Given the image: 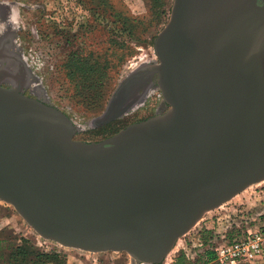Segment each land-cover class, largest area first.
Listing matches in <instances>:
<instances>
[{
	"label": "water",
	"instance_id": "obj_1",
	"mask_svg": "<svg viewBox=\"0 0 264 264\" xmlns=\"http://www.w3.org/2000/svg\"><path fill=\"white\" fill-rule=\"evenodd\" d=\"M154 49L94 124L154 80L168 110L101 142L76 141L73 119L3 87L0 70V201L42 239L164 264L207 213L264 181V4L174 0Z\"/></svg>",
	"mask_w": 264,
	"mask_h": 264
},
{
	"label": "rangeland",
	"instance_id": "obj_2",
	"mask_svg": "<svg viewBox=\"0 0 264 264\" xmlns=\"http://www.w3.org/2000/svg\"><path fill=\"white\" fill-rule=\"evenodd\" d=\"M18 1L22 4L18 26L23 30L15 52L38 83L47 103L63 111L81 128L76 141H104L130 124L168 110V107L164 112L160 110L165 102L156 83L137 108L109 124L100 127L94 124L105 114L130 73L158 62L154 44L170 20L174 0ZM0 213L7 214L9 220L5 224L15 228L17 244L23 240L39 253L58 257V263L45 264H91L89 254L42 239L3 201ZM263 223L264 181L207 213L181 238L164 264H173L183 245L190 252L189 261L195 263L199 259L196 255L204 250L206 238L218 235L221 240L232 228L243 229L250 224L256 230ZM103 259L108 264H132L126 253L109 252Z\"/></svg>",
	"mask_w": 264,
	"mask_h": 264
},
{
	"label": "flooded vegetation",
	"instance_id": "obj_3",
	"mask_svg": "<svg viewBox=\"0 0 264 264\" xmlns=\"http://www.w3.org/2000/svg\"><path fill=\"white\" fill-rule=\"evenodd\" d=\"M258 3L264 4L263 0H258ZM21 5L18 0H0V25H4L0 29V70L6 74L2 86L7 89L20 88L25 96L46 103L43 91L39 89L38 83L33 80L30 71L21 62L20 55L15 52V44L23 28L18 24L10 23L9 16L11 10L15 8L18 10L20 18ZM154 84H156V80L153 81L147 93H150ZM142 92L140 91V93ZM167 107L168 105L163 103L160 108L161 112H164Z\"/></svg>",
	"mask_w": 264,
	"mask_h": 264
},
{
	"label": "built area",
	"instance_id": "obj_4",
	"mask_svg": "<svg viewBox=\"0 0 264 264\" xmlns=\"http://www.w3.org/2000/svg\"><path fill=\"white\" fill-rule=\"evenodd\" d=\"M219 239L216 235L211 240L218 264H258L264 261V223L256 230L247 224L240 230L238 236L232 239L222 236L221 240ZM183 250L189 257L190 252L187 251L185 245H183ZM87 254L92 257L91 264H108V261L102 257L106 253Z\"/></svg>",
	"mask_w": 264,
	"mask_h": 264
},
{
	"label": "trees",
	"instance_id": "obj_5",
	"mask_svg": "<svg viewBox=\"0 0 264 264\" xmlns=\"http://www.w3.org/2000/svg\"><path fill=\"white\" fill-rule=\"evenodd\" d=\"M78 61L79 60H77V62ZM83 68L84 67L82 66L80 69ZM240 230L241 229L238 227L234 229L232 228L231 231H228L229 233L227 232V237L232 239L233 237L238 236ZM212 239V236L206 238L204 250L196 255L199 259L195 263L189 261V257L182 249L180 255L173 264H209L212 261L216 262V253L211 244ZM6 241V250L0 254V260L4 261V264H45L53 261L58 263V257L56 255L39 253L38 251L31 249L29 243L26 241L22 240L20 244H17L16 234H12ZM103 256L104 255H102V257Z\"/></svg>",
	"mask_w": 264,
	"mask_h": 264
},
{
	"label": "crops",
	"instance_id": "obj_6",
	"mask_svg": "<svg viewBox=\"0 0 264 264\" xmlns=\"http://www.w3.org/2000/svg\"><path fill=\"white\" fill-rule=\"evenodd\" d=\"M5 220H9L7 214L0 213V254L6 250V240L10 238L12 234H16L15 228L13 226H7ZM0 264H4V261L0 260Z\"/></svg>",
	"mask_w": 264,
	"mask_h": 264
},
{
	"label": "clouds",
	"instance_id": "obj_7",
	"mask_svg": "<svg viewBox=\"0 0 264 264\" xmlns=\"http://www.w3.org/2000/svg\"><path fill=\"white\" fill-rule=\"evenodd\" d=\"M9 22L13 25H17L19 23V12L17 9L13 8L11 10L10 16H9ZM4 25H0V29H2Z\"/></svg>",
	"mask_w": 264,
	"mask_h": 264
},
{
	"label": "bare ground",
	"instance_id": "obj_8",
	"mask_svg": "<svg viewBox=\"0 0 264 264\" xmlns=\"http://www.w3.org/2000/svg\"><path fill=\"white\" fill-rule=\"evenodd\" d=\"M155 91H156V90H155ZM151 93H152V92H151ZM147 95H148V94H147ZM146 97H147V96H146ZM146 97H145V99H146ZM143 102H144V101H142L141 103H143ZM141 103H139L135 108H137L138 106H140ZM178 244H179V243H178ZM178 244H177V246H178ZM177 246H176V247H177ZM176 247L173 249V251L171 252V254L174 252V250L176 249ZM171 254H170V255H171ZM170 255H169V257H170ZM169 257H168V258H169ZM168 258H167L166 261H168Z\"/></svg>",
	"mask_w": 264,
	"mask_h": 264
}]
</instances>
